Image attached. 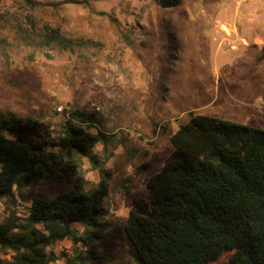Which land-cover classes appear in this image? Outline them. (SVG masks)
I'll use <instances>...</instances> for the list:
<instances>
[{
	"label": "rangeland",
	"instance_id": "1",
	"mask_svg": "<svg viewBox=\"0 0 264 264\" xmlns=\"http://www.w3.org/2000/svg\"><path fill=\"white\" fill-rule=\"evenodd\" d=\"M172 1L0 0V116L31 117L59 137L79 111L93 116L90 132L106 135L94 149L99 165L83 158L74 184L42 180L1 199L0 225L13 215L25 224L35 197L95 189L102 173L103 221L126 220L141 167L163 164L191 114L264 129V0ZM46 28L86 44L47 46ZM89 250L65 240L48 251L69 264Z\"/></svg>",
	"mask_w": 264,
	"mask_h": 264
},
{
	"label": "trees",
	"instance_id": "2",
	"mask_svg": "<svg viewBox=\"0 0 264 264\" xmlns=\"http://www.w3.org/2000/svg\"><path fill=\"white\" fill-rule=\"evenodd\" d=\"M42 38L64 49L86 44L49 28ZM92 122L71 112L52 137L31 117L0 116V200L42 180L74 184L83 158L99 165L94 149L106 135L90 132ZM169 141L160 167H141L146 179L126 220L103 221L110 175L102 173L95 189L35 197L25 224L14 215L1 224L0 264H54L59 257L48 250L65 240L90 248L69 264H209L224 255L226 264H264V129L191 114Z\"/></svg>",
	"mask_w": 264,
	"mask_h": 264
},
{
	"label": "crops",
	"instance_id": "3",
	"mask_svg": "<svg viewBox=\"0 0 264 264\" xmlns=\"http://www.w3.org/2000/svg\"><path fill=\"white\" fill-rule=\"evenodd\" d=\"M257 41H259V39L257 38ZM260 129V128H259Z\"/></svg>",
	"mask_w": 264,
	"mask_h": 264
}]
</instances>
